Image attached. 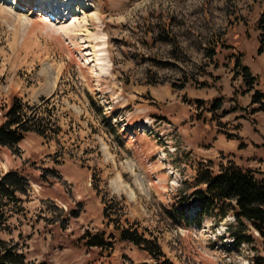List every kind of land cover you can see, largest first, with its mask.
<instances>
[{
	"label": "rangeland",
	"instance_id": "rangeland-1",
	"mask_svg": "<svg viewBox=\"0 0 264 264\" xmlns=\"http://www.w3.org/2000/svg\"><path fill=\"white\" fill-rule=\"evenodd\" d=\"M56 1L51 20L0 0V125L18 97L47 130L0 150V173L29 184L0 207V240L41 244L36 264H264L257 232L235 246L233 215L193 196L221 164L264 176V0H89L76 15ZM118 227L165 257L119 241ZM86 232L114 238L87 248Z\"/></svg>",
	"mask_w": 264,
	"mask_h": 264
},
{
	"label": "trees",
	"instance_id": "trees-1",
	"mask_svg": "<svg viewBox=\"0 0 264 264\" xmlns=\"http://www.w3.org/2000/svg\"><path fill=\"white\" fill-rule=\"evenodd\" d=\"M263 23L264 14L260 19V24ZM217 42H222V40ZM263 51L264 43L259 53ZM238 65L240 64L237 60L236 67ZM243 71L246 84L252 85L254 80H258V77L251 76L248 67H243ZM262 99H264L262 92L257 91L253 95V102H259ZM222 103L221 99H215L212 110L221 109ZM43 120L39 108L35 109L22 99L14 97L5 114V121L0 125V150L8 148L15 154L19 144L28 133L46 137L47 130L42 123ZM256 173L255 170L240 167L234 162L221 164L218 173L214 174L208 169L203 176L197 178V185H205V189L193 193L202 210L217 207L221 218L229 213L233 215L235 224L230 223L227 228L234 245L238 247L242 244H252L253 237L249 234L250 230L257 232L264 242V176L259 178ZM28 185L27 178L17 170H11L5 174L0 173L1 209H6L11 202H20L22 198L18 195H25ZM102 201L105 205L104 216L109 217L110 205L105 198ZM5 220L6 215L0 214V224H3ZM116 229L119 241L129 242L142 248L152 259L159 260L165 257L157 239L146 238L145 233H140L138 229L125 227ZM110 237L114 238V236ZM110 237L105 232H86L81 239L87 248L106 250L107 246L112 243L108 241ZM0 264L34 263L27 261L25 255L19 251V246L9 245L4 240H0ZM257 264H262L259 259H257Z\"/></svg>",
	"mask_w": 264,
	"mask_h": 264
},
{
	"label": "bare ground",
	"instance_id": "bare-ground-1",
	"mask_svg": "<svg viewBox=\"0 0 264 264\" xmlns=\"http://www.w3.org/2000/svg\"><path fill=\"white\" fill-rule=\"evenodd\" d=\"M14 1H15L14 8H17V9L24 7L26 4H29L30 8L29 9L27 8V12H29L30 15L35 16L36 14L35 12L37 11H41V10L43 11L45 9H50V13L48 17L52 20L54 13L57 14L58 12V9L57 11L54 9L53 4L51 3V0H14ZM87 1L89 0H65V3H64V1L62 0H57L56 3L64 4L66 8L65 10L69 9L73 13V15H76L79 12V8L77 7L78 5L85 4L84 6H86L87 8L92 6L91 4H88ZM59 6H62V5H59ZM68 15H66L65 18Z\"/></svg>",
	"mask_w": 264,
	"mask_h": 264
},
{
	"label": "crops",
	"instance_id": "crops-1",
	"mask_svg": "<svg viewBox=\"0 0 264 264\" xmlns=\"http://www.w3.org/2000/svg\"><path fill=\"white\" fill-rule=\"evenodd\" d=\"M3 149V148H2ZM238 165V164H237ZM239 166V165H238ZM241 167V166H240ZM39 245L41 244H38V245H35V244H30L28 245L27 248H25V250H23L22 248L19 249V251L21 253H23L25 255V257L27 258V261L28 262H31V263H34L33 260L35 259V257L38 255L39 253ZM44 251V250H43ZM38 257V256H37ZM36 264V263H34Z\"/></svg>",
	"mask_w": 264,
	"mask_h": 264
}]
</instances>
